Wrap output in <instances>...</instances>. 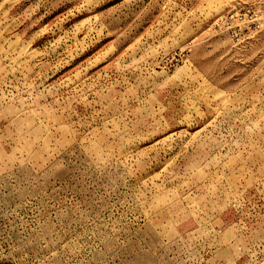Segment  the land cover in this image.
<instances>
[{"label": "rangeland", "instance_id": "obj_1", "mask_svg": "<svg viewBox=\"0 0 264 264\" xmlns=\"http://www.w3.org/2000/svg\"><path fill=\"white\" fill-rule=\"evenodd\" d=\"M0 264H264V0H0Z\"/></svg>", "mask_w": 264, "mask_h": 264}]
</instances>
